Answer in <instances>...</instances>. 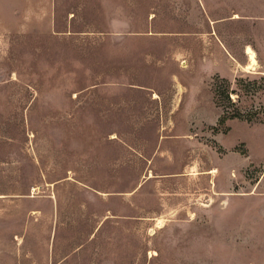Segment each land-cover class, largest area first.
Here are the masks:
<instances>
[{
  "label": "rangeland",
  "instance_id": "374dc122",
  "mask_svg": "<svg viewBox=\"0 0 264 264\" xmlns=\"http://www.w3.org/2000/svg\"><path fill=\"white\" fill-rule=\"evenodd\" d=\"M55 8L0 27V264H264V0Z\"/></svg>",
  "mask_w": 264,
  "mask_h": 264
},
{
  "label": "crops",
  "instance_id": "0c3cea01",
  "mask_svg": "<svg viewBox=\"0 0 264 264\" xmlns=\"http://www.w3.org/2000/svg\"><path fill=\"white\" fill-rule=\"evenodd\" d=\"M55 0H0V27L5 32L48 33L54 24Z\"/></svg>",
  "mask_w": 264,
  "mask_h": 264
},
{
  "label": "trees",
  "instance_id": "16d2710c",
  "mask_svg": "<svg viewBox=\"0 0 264 264\" xmlns=\"http://www.w3.org/2000/svg\"><path fill=\"white\" fill-rule=\"evenodd\" d=\"M229 81L224 78H217L213 83V89L215 93V99L214 102L217 106H222V101L224 99H229V94L227 92L226 87H228ZM239 113L238 111H233V113H230V117H238Z\"/></svg>",
  "mask_w": 264,
  "mask_h": 264
},
{
  "label": "bare ground",
  "instance_id": "6f19581e",
  "mask_svg": "<svg viewBox=\"0 0 264 264\" xmlns=\"http://www.w3.org/2000/svg\"><path fill=\"white\" fill-rule=\"evenodd\" d=\"M245 53L248 57V63H249L247 65V68L253 69L256 65L255 52L250 46L246 45L245 46ZM211 171H213V170H211Z\"/></svg>",
  "mask_w": 264,
  "mask_h": 264
}]
</instances>
